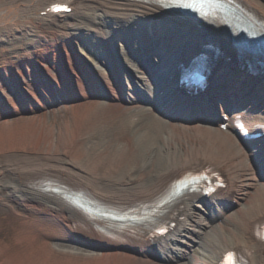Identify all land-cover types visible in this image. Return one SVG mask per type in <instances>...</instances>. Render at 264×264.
<instances>
[{"label":"bare ground","instance_id":"1","mask_svg":"<svg viewBox=\"0 0 264 264\" xmlns=\"http://www.w3.org/2000/svg\"><path fill=\"white\" fill-rule=\"evenodd\" d=\"M212 2L208 22H179L159 0H0V157L16 159L0 161V205L41 236L31 247L0 240V264H33L34 250L52 247L48 226L99 248L93 264H222L229 252L264 264V0ZM138 18L162 25L137 28ZM199 53L211 73L197 91L181 74ZM56 111H71L65 142L44 124ZM19 123L31 148L12 139ZM197 173L222 186L169 203ZM137 208L133 219L169 222L166 233L98 215Z\"/></svg>","mask_w":264,"mask_h":264},{"label":"rangeland","instance_id":"2","mask_svg":"<svg viewBox=\"0 0 264 264\" xmlns=\"http://www.w3.org/2000/svg\"><path fill=\"white\" fill-rule=\"evenodd\" d=\"M152 21H147L145 18H138L136 19V23L135 26L141 27V28H147V27H152V28H158L162 25V21L160 20H156V19H151ZM161 24V25H160ZM108 25L112 26V24ZM0 63H2V60L0 59ZM73 115V114H72ZM64 116L70 117L71 118V111L67 112H59L56 111L54 113H52L51 115H49V119L45 121L44 124H48V125H52L54 127V129L51 130L52 132V137L55 139V142L58 143V141L60 139H66L65 136H60L58 127L59 125L62 124L63 120H64ZM97 121L100 119H96ZM72 121V119H71ZM70 121V122H71ZM118 121V120H117ZM100 122V121H99ZM102 122V121H101ZM105 123V122H104ZM102 126L99 129V131H103L100 136H97V134L94 133V135H96V138H105V131H107V129H109V125L108 124H103L101 123ZM45 126V125H44ZM71 127L74 128L76 130V126L74 124V122L72 121ZM25 127L20 123L17 124L14 128L12 127V132H16V131H20L21 135H16L15 137L13 136L14 134H9L11 132L10 127L6 130V133L3 134V138L7 141L8 137H12V139H16L17 141H19L20 144H23V146H26L28 148H31L30 146L34 143V139L33 137L31 138L29 133H25ZM16 130V131H15ZM3 131V130H1ZM97 131V133L99 132ZM9 132V133H8ZM51 132H46L49 135H51ZM12 135V136H11ZM16 140H14L16 142ZM65 142V141H64ZM64 145V143H61V146ZM44 145H41V147ZM43 148V147H42ZM30 150V149H29ZM14 157V156H13ZM7 158V156H2L0 157V161H8V162H12L10 161L12 160H16L15 158ZM19 161H28V159H20ZM26 218L23 219V217H18L15 216L14 214L10 213L8 211V208L1 206L0 205V240H7L8 238L10 239V237H23L26 238L29 246L31 245V242H39L40 240V235H38V233H35L36 230H31L32 227L28 226L26 223ZM211 224H214L213 221H211ZM228 222H233V220H228ZM210 224V225H211ZM233 226V225H232ZM47 232L52 234V238L50 239L51 241H49V243L51 244V248H41V249H36L33 251V253L31 254L33 261V264H93V259L91 258V256L89 254H91V252H96L95 249H99L96 246L93 245H87L84 247H81V245L77 244V241H75V239H69L66 240L64 238H62V235L60 234V231L57 229H53L51 226L47 227ZM71 233H73V235H77L78 238H82L84 240H88L90 242H98V244H104L102 242H99L98 240L92 239L87 237L84 234H81L79 232L76 231H72ZM86 238V239H85ZM36 239V240H35ZM35 240V241H34ZM81 240V239H80ZM199 240V239H197ZM61 244L63 245H67L68 247H61ZM69 246L73 247L75 249L76 254H69V253H65L61 250H66L69 249ZM31 247V246H30ZM59 249V250H58ZM100 251V250H99ZM193 252V249L191 251V253ZM14 255H12L15 258H17V255L15 253H12ZM16 255V256H15Z\"/></svg>","mask_w":264,"mask_h":264},{"label":"snow or ice","instance_id":"3","mask_svg":"<svg viewBox=\"0 0 264 264\" xmlns=\"http://www.w3.org/2000/svg\"><path fill=\"white\" fill-rule=\"evenodd\" d=\"M184 6H185V7H191L192 5H190V4H185ZM52 10H53V11H61L62 8H61L60 6H54ZM261 238L264 239V236H262ZM234 256H235L234 253L229 252V253L227 254V257H226V264H235Z\"/></svg>","mask_w":264,"mask_h":264}]
</instances>
